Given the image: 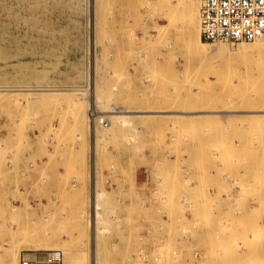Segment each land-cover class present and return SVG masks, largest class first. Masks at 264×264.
I'll return each mask as SVG.
<instances>
[{"label":"rangeland","instance_id":"obj_1","mask_svg":"<svg viewBox=\"0 0 264 264\" xmlns=\"http://www.w3.org/2000/svg\"><path fill=\"white\" fill-rule=\"evenodd\" d=\"M141 3L0 0V264H264V61L196 57L181 18ZM93 91L144 114L91 154ZM44 228L49 245L22 241Z\"/></svg>","mask_w":264,"mask_h":264},{"label":"bare ground","instance_id":"obj_2","mask_svg":"<svg viewBox=\"0 0 264 264\" xmlns=\"http://www.w3.org/2000/svg\"><path fill=\"white\" fill-rule=\"evenodd\" d=\"M139 1L142 2L143 4H145L147 6L146 8L148 10H151L153 12L161 11L163 14L169 15L170 16V19H169L170 25H173V26L176 25V21H178L181 18L182 23H183L182 39H183L184 46H185V48H187V50H189L196 57L203 58V59H209V58H213L216 56H222L225 58L224 60L227 63H229V61H231V62L232 61H235V62H238V61L244 62L245 61L246 62V60H249V57H251V60L253 59L252 61H264V40H263L264 38L263 37L256 38V41L253 42L252 44H245L243 46V48L245 49L246 53H244V54H240L238 52H231V51H229L228 47H223V45H221L222 47L221 46H219V47L213 46V43L211 41H206V40L202 39V22H201V14H200V8H201L202 0H176V3L174 2V0H155L152 4L149 3V0H139ZM143 4L141 5L142 7H143ZM243 50L241 49V51H243ZM0 90L4 91V88H0ZM8 90H11V89H8ZM67 90H70V89H67ZM28 91H29V93H38L41 91H54V92L57 91L58 92V91H62V89H57V88H31ZM72 91L82 93L83 88L73 89ZM83 92H85V91H83ZM94 93L95 92L93 91V97H94L93 100H92V98L88 100L89 106H92V108H93L94 107L93 104H95L96 106L99 105L98 107H101V108L97 109V111H96V108H95L96 106H95L94 107L95 111L97 113H99V115H101V116L107 114L109 116V117L107 116L109 119H106L104 122H101V124L105 126V130H104V127H102V129L100 127L99 130L96 127L95 128L93 127V129H94L93 131L91 128L90 137H91V140L93 141V144L92 145L90 144V147H89V152L91 154H93L95 149H96V141L98 139H100L102 136H104L106 138L107 133H109V131L111 132V130L113 131L114 129H117L119 127H121V128L132 127L134 115H139V114L143 115L144 114L143 113L144 110H143V112L139 111V112H135V113L132 110H128V109L116 110L112 106V101H113L112 95L107 96V98L105 97V99L103 100L100 97L101 94L99 96H96V93L99 94L98 91L95 94ZM234 96H235L234 98L233 97L232 98L230 97V98L231 99H235V98L237 99L236 95H234ZM243 96L244 95H242V97L240 96V98L238 96V99L244 98ZM250 97H251V95H250ZM98 101L100 102V104H98ZM231 104H233V103H231ZM229 110L224 109V111H227L228 114L230 113V112H228ZM208 111H212V110H208ZM224 111L222 113H224ZM203 112H205V111H203ZM195 113H197V112L192 110V111H185L182 114L192 115ZM205 113H209V112H205ZM150 114H148V115H150ZM152 114H153V112H152ZM154 114H155V112H154ZM224 114H226V113H224ZM99 115L98 116L90 115L91 117L89 119L91 120V123H92V121H94V123L96 125V123L98 121L97 118H99ZM110 116L112 117V119L114 117V119H113L115 121L114 125H111L112 121L110 119ZM101 124L99 126H101ZM111 134H112V132H111ZM125 135L126 136H124V137H125V139H127V142L132 141L134 139L133 134H128V135L125 134ZM79 136H81V134H78V137ZM102 138H101V141H104V140H102ZM134 142H135V140H134ZM93 183H94L93 184L94 196H93V200H92L93 216L95 218L97 217V221L100 222V221H102V219H100V218L102 217V205L104 204L103 203L104 201H102V199L104 197V192L102 190H98V188H97V192H96V182H93ZM93 226L96 227V219L93 222ZM92 228L93 227H91V229ZM40 231L38 232L36 230H31L30 232H25L24 235L22 236V241L24 240L23 242H25L26 244H30L31 245L30 249H35V250H38V249L44 247L43 245H45V246L49 245V242H50L49 231H47L46 228H44L41 232ZM258 237H260V236H258ZM20 252H21V249H19L17 247L14 251H12V252L10 251V252L6 253L4 264H18Z\"/></svg>","mask_w":264,"mask_h":264},{"label":"built area","instance_id":"obj_3","mask_svg":"<svg viewBox=\"0 0 264 264\" xmlns=\"http://www.w3.org/2000/svg\"><path fill=\"white\" fill-rule=\"evenodd\" d=\"M202 39L211 42H250L264 38V0H202ZM95 111H91L94 116ZM101 122H104L101 119ZM63 252L54 249L43 259L22 256L20 264L61 263Z\"/></svg>","mask_w":264,"mask_h":264},{"label":"crops","instance_id":"obj_4","mask_svg":"<svg viewBox=\"0 0 264 264\" xmlns=\"http://www.w3.org/2000/svg\"><path fill=\"white\" fill-rule=\"evenodd\" d=\"M184 148H185V143H184ZM183 169H184V170H187V166L184 165Z\"/></svg>","mask_w":264,"mask_h":264}]
</instances>
